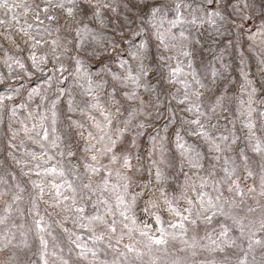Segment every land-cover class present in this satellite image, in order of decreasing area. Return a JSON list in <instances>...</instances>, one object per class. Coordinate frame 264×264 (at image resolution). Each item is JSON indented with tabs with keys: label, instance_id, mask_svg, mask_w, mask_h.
Instances as JSON below:
<instances>
[{
	"label": "snow or ice",
	"instance_id": "snow-or-ice-1",
	"mask_svg": "<svg viewBox=\"0 0 264 264\" xmlns=\"http://www.w3.org/2000/svg\"><path fill=\"white\" fill-rule=\"evenodd\" d=\"M122 11L127 23L135 22L132 14L141 21L131 29L142 37L138 44L124 28L119 33L133 46L136 65L121 60L123 74L107 70L111 83L103 75L94 79L85 61L119 48L115 32L112 38L107 32ZM247 21L259 30L246 29ZM0 29V56L9 74L15 67L28 77L35 74L30 69L43 75V85L28 90L26 100L6 103L19 87L5 85L0 94V144L7 150L0 165L10 159L27 178L26 186L11 183L12 165L0 172V253L31 248L34 227L41 264H70L57 228L68 252L85 264H264V85L255 86L243 53L239 83L229 75L223 51L217 53L235 48L247 34L245 50L255 49L256 67L264 73V0H0ZM226 36L232 39L221 42ZM205 53L211 59L200 58ZM6 79L0 73V84ZM155 82L166 84L169 105L183 107L169 106L161 127L167 133L172 125L171 136L153 129L142 152L140 138L153 127V113L145 109H156L155 118L164 114ZM77 91L83 97L78 103ZM106 95L112 103L115 95L138 103L116 119L120 108L106 106ZM140 115L144 119L133 124ZM249 151L258 157L255 167ZM176 173L184 177V207L169 195ZM160 201L173 220L160 214L151 224L138 220L137 207L150 213ZM17 217L30 218L33 227L16 223ZM214 222L199 234L200 225ZM205 253L223 254V260L195 259Z\"/></svg>",
	"mask_w": 264,
	"mask_h": 264
},
{
	"label": "rangeland",
	"instance_id": "rangeland-1",
	"mask_svg": "<svg viewBox=\"0 0 264 264\" xmlns=\"http://www.w3.org/2000/svg\"><path fill=\"white\" fill-rule=\"evenodd\" d=\"M231 13H232V9L228 8L226 15L231 14ZM125 15H128V13H126L125 11H122L120 13L119 18H117L115 20L114 27L110 31L107 32V35L109 36V38H112V33L115 32V39L117 41H119V48H117L115 50L110 49L108 52L102 53L98 57L88 58L85 61L86 65L88 67V70L93 74L94 79H96L98 75H103L111 83V77L106 75L107 70L110 68L112 71L123 74L124 70L122 68H120V61L121 60H128L129 64L133 67H135V65H136V61L132 59L133 46L129 43H126L124 41V39L121 38L119 33H120V30L122 28H124L126 37L130 38L131 40L135 41L138 44L140 42V40L142 39V37L132 36L131 29H135L137 27H140L141 21L135 20V14H132V19L135 22L129 24L124 20ZM171 15L172 14L169 13V16H171ZM231 19H232V17L230 16L228 26H230ZM255 19L256 20L259 19V13L256 14ZM244 23H245L246 29L251 28L253 32H256L259 30L260 25L258 23H254L253 21H247ZM205 28H207V26H205ZM0 31H3V29H0ZM201 31H205V29H201ZM233 31H234V34L239 35V30L234 29ZM220 39H221V42H223V40H225V39H232V36H226V37H223ZM258 42H259V38H257V43ZM250 43L251 42L247 40V34H245L243 37H241L240 42L236 45L235 48L228 47L226 50H221V49L217 48V53H219L220 51H223L224 63L231 65V68L229 69V75L232 77L233 80L237 81V83L242 81V77L239 74L238 68L243 66L240 64V56H241V53H243L245 62L248 66L250 78L254 79L256 82L255 86L260 88L262 85H264V78H262V77H264V73L259 72V70L256 67L258 58L256 56L255 49L248 47L247 50H245V46L250 44ZM7 46L8 45H6V47ZM20 55L22 58H24L26 65H30V62L26 60L25 54L21 53ZM200 58L207 61L208 59H211V56L208 55L207 53H205ZM4 59H5L4 56H0V73H2L5 77H7V79L4 81L3 84H0V94L6 93L5 85L19 87V89H20L19 95H17L15 97V99L12 101H6V103L15 104L19 101L26 100L28 90H30L32 87H35L38 85H43V75L39 72H36L35 69H30L32 72L35 73L31 77H28L24 73L23 70H20V69L15 68V67L13 68L11 74H9V70H8L7 66L3 63ZM101 61H103V63H101ZM198 63H199V60H198ZM214 66L223 70V67L219 62L214 61ZM48 67L51 68L52 65L49 64ZM69 67L71 70L70 63H69ZM198 70L203 72V71H205V68L203 66H201L198 68ZM46 71H47V69H46ZM16 76H20V77H22V79L17 80L15 78ZM21 85H23V86L21 87ZM67 86H71V79L69 80V84ZM121 87H123V86L121 85ZM154 87H156L158 94H160L161 100L164 101V106H163V108L160 109V111H162L164 114L161 115L159 118H155V113L157 111L156 109H154V108H146L145 109V111H149V112L153 113V118L150 119V122L153 124V127L148 128L145 132V136L140 138L139 143L141 144V151L142 152L145 151L147 147H149V145H145L144 141L147 139V134L149 132H153V129L158 130L160 136H164V135L171 136V132L173 130L172 125H169L167 133L161 127L167 121V116H168L167 109L169 108V106L171 107V109L173 111H176L180 107H183V106L178 105L176 101H170V105H169V97L167 95L166 84H161L159 82H155ZM175 87H177V86H173V89H172L173 91H174ZM161 89H164V91H161ZM105 92H106V94L112 93V89L110 87H106ZM139 94L141 95V97L143 99H145L146 101L148 100L149 94L145 93L142 89L139 90ZM241 95H243V94H241ZM75 96H76V102L77 103L81 99H83V97H81L79 95L78 91L75 94ZM103 99L108 101L106 106L111 107V109L113 111H115L117 107L120 108V114L117 115L116 119H121L122 117L127 116L128 111L130 110V107H134L138 103L135 101H127L123 95H115V103L111 102V97L109 95H106ZM63 107H64V105L62 103L61 108H63ZM18 111H22V110L18 109ZM177 115H184V114L177 112ZM142 119H144L143 115L137 116L136 120L133 121V124H135L137 121L142 120ZM7 120H8V114H7V112H5V122H7ZM64 123L65 122L62 121L61 124L58 125V129L63 128ZM113 126H116L115 121H114ZM120 126L123 127V125H120ZM237 127L239 128V121H237ZM221 130H223V129H221ZM153 134H155V133L153 132ZM5 139H6V137H5ZM186 139L191 140L193 138L186 136ZM28 147L30 149H34L37 151L39 150L37 148V146H35V145L29 144ZM6 151L7 150H6L5 146L3 144H0V160L4 159V157L6 155ZM14 151L16 152V154L18 156L21 155L22 150H14ZM248 154L253 158V165L252 166L255 167V161L258 159V157L256 156V154L251 153L250 151L248 152ZM8 165H12L9 168V171L14 173V178L11 179L10 182L14 184L17 181H19L21 184H24L26 186L27 178L23 177L20 174L19 168L16 167L15 165H13L12 161L10 159L6 162L5 165H0V172H3V169L5 167H7ZM247 183L251 184L252 181L248 180ZM183 184H184V177H183V175H181L179 173H176L174 179L169 181V195H170V197L176 198L174 200V203L180 207H184L187 203L186 200L180 198L181 189H182ZM189 195H194V193L189 192ZM159 203H160L159 209H152L150 213H144L141 210L142 205L137 207L135 211H136V215H137L138 220H142L144 223L151 224V223H153V214H160L165 221L173 220V216L171 213L168 212L167 206L164 205L162 201H160ZM24 207L25 208L27 207V193H25ZM41 214L43 215V213H41ZM16 223H18V224L23 223L26 228L33 227L31 224L30 218H28L24 221H21L17 217ZM213 226H215V222H214V225H208V226L200 225L198 228V232L200 235H203L205 227H207L209 230H211V228ZM53 227L55 228V225ZM77 231H80V230L77 229ZM234 234L238 235V232L236 230H234ZM54 235H59V241L58 242L60 243V246L65 249L63 255L65 256L66 259L70 260V264H85V262L77 260V257L75 255V251H73L72 253L68 252V250H67L68 249V241H67L66 235H64L62 233V230L57 228L56 231L54 232ZM28 240H29V243L32 245L31 248L20 247V248H16V249H8L5 252L0 253V264H9L10 258H11V264H41V262L39 261V258H38V252H37L38 241L36 239L34 227H33V230L31 232H29V234H28ZM49 242H50V248H51V244L53 243L51 238H49ZM125 242H127V241H125ZM176 247L179 248L180 246L176 245ZM173 254L181 256V257H183L185 255L184 253H180V252H176V251H174ZM256 255H257V259L259 260L260 259L259 250L257 251ZM212 258H214L218 262H220L223 260V254L216 253V254L209 255V254L205 253L201 256L196 257L195 259L200 260V259H212ZM232 264H234V260H233Z\"/></svg>",
	"mask_w": 264,
	"mask_h": 264
}]
</instances>
